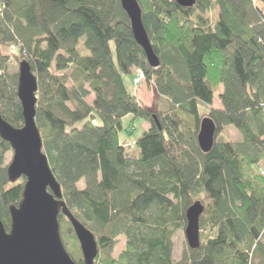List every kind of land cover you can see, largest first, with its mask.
Listing matches in <instances>:
<instances>
[{
    "label": "trees",
    "instance_id": "obj_1",
    "mask_svg": "<svg viewBox=\"0 0 264 264\" xmlns=\"http://www.w3.org/2000/svg\"><path fill=\"white\" fill-rule=\"evenodd\" d=\"M136 1L156 69L119 0H0V115L14 128L23 125L18 75L8 69L26 61L37 80L42 152L67 209L95 238L94 264H264V0H196L191 9L174 0ZM82 38L88 56L78 53ZM134 71L143 72L165 110L147 108L129 90ZM219 86L221 108L210 109ZM199 104L216 127L208 154L196 141L205 118ZM127 117L149 125L129 144L119 138ZM226 127L242 141L220 140ZM9 151L0 139L6 231L8 208L25 182H8ZM195 202L204 208L200 247L178 263L172 237ZM59 221L67 254L84 264L70 222Z\"/></svg>",
    "mask_w": 264,
    "mask_h": 264
},
{
    "label": "water",
    "instance_id": "obj_2",
    "mask_svg": "<svg viewBox=\"0 0 264 264\" xmlns=\"http://www.w3.org/2000/svg\"><path fill=\"white\" fill-rule=\"evenodd\" d=\"M132 37L144 52L148 65L156 69L159 60L153 51L142 23V12L136 0H119ZM184 9H191L196 0H174ZM37 80L29 64L18 65L17 97L22 110L23 125L14 128L0 115V139L9 144L13 153L6 167L10 184L25 179L21 199L10 205L9 230L0 220V264H76L67 254L61 240L59 216H64L79 243L84 264H94L98 254L93 234L67 209L59 184L53 176L47 157L42 152V141L35 123ZM216 127L209 118L202 119L197 134V145L208 154L214 145ZM200 202L193 203L185 212L184 235L189 249L200 247L199 219L203 213Z\"/></svg>",
    "mask_w": 264,
    "mask_h": 264
},
{
    "label": "rangeland",
    "instance_id": "obj_3",
    "mask_svg": "<svg viewBox=\"0 0 264 264\" xmlns=\"http://www.w3.org/2000/svg\"><path fill=\"white\" fill-rule=\"evenodd\" d=\"M205 17H209V20L213 21L214 15L209 13V14H206ZM109 45L112 51V55L114 57V45L113 43H110ZM77 49H78V53L81 56H88V52L84 48V38L80 39ZM9 65H10L8 69L9 73L10 74L17 73L18 75V66H16V64L13 62H11ZM66 75L67 76L70 75V71L66 72ZM136 75H137V71H134L133 77H130L127 80L129 90L131 89L132 93L136 94L137 99L140 102H142L147 108L149 109L159 108L161 110H165L166 103L163 100H160V101L158 100V97L153 89L152 84L147 85V83L144 81L140 88L139 87L137 88L135 86L134 81H135ZM69 86L71 85L69 84ZM220 91L222 90L219 87L217 88L216 92H214L213 105L210 107V109L221 108V104L218 98V96L221 93ZM92 100H93V95L90 93V95L86 98V102L89 105H92ZM198 110L202 116H205V118L207 117L208 110H209L207 106L203 104H199ZM132 128L134 129V131L130 135H128L126 133V129H132ZM148 128H149V125L139 119L132 120L131 117L124 118L122 120V131L119 133L120 141L125 142L126 144H129L131 142H136L139 138H141L143 132L145 130H148ZM222 133L223 134H221L220 140H227L235 144L240 143L242 141V137L240 133L233 127H226ZM133 153H135V151H133ZM12 156H13L12 151H9L8 153L5 154L4 166H7L10 163ZM262 166H263V163H262ZM262 171H264V169L260 168L259 173L261 174ZM77 188L80 190L84 188V180L80 181L77 184ZM184 229L177 231L172 237V243H173V253L172 254H173L174 260L178 263L182 262V256L184 252L188 250V246H187L185 235H184ZM122 246H123L122 242L119 243V245L115 249V252L118 253L122 249Z\"/></svg>",
    "mask_w": 264,
    "mask_h": 264
},
{
    "label": "built area",
    "instance_id": "obj_4",
    "mask_svg": "<svg viewBox=\"0 0 264 264\" xmlns=\"http://www.w3.org/2000/svg\"><path fill=\"white\" fill-rule=\"evenodd\" d=\"M144 80H145V76H144L143 72L137 71V75H136V78L134 81L135 86L137 88L140 87L143 84ZM260 175L264 178V171H262Z\"/></svg>",
    "mask_w": 264,
    "mask_h": 264
},
{
    "label": "crops",
    "instance_id": "obj_5",
    "mask_svg": "<svg viewBox=\"0 0 264 264\" xmlns=\"http://www.w3.org/2000/svg\"><path fill=\"white\" fill-rule=\"evenodd\" d=\"M219 87H220V88H221V90L223 91V87H222V86H219ZM219 87H218V88H219ZM222 91H220V92L222 93ZM221 93H220V94H221ZM217 109H219V108H217Z\"/></svg>",
    "mask_w": 264,
    "mask_h": 264
}]
</instances>
